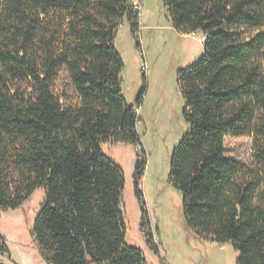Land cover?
<instances>
[{
    "label": "trees",
    "instance_id": "16d2710c",
    "mask_svg": "<svg viewBox=\"0 0 264 264\" xmlns=\"http://www.w3.org/2000/svg\"><path fill=\"white\" fill-rule=\"evenodd\" d=\"M164 3L175 30L205 37L178 74L187 131L169 183L198 237L231 244L236 264H264V0ZM140 14L134 0H0V213L45 189L33 235L47 264H147L126 244V176L109 143L138 149L140 230L159 254L140 191L144 91L127 102L115 47L125 19L139 33ZM227 138L253 139L250 164L226 155Z\"/></svg>",
    "mask_w": 264,
    "mask_h": 264
},
{
    "label": "rangeland",
    "instance_id": "374dc122",
    "mask_svg": "<svg viewBox=\"0 0 264 264\" xmlns=\"http://www.w3.org/2000/svg\"><path fill=\"white\" fill-rule=\"evenodd\" d=\"M140 1L139 33L134 35L125 19L118 29L115 47L124 62L122 90L127 102L134 105L144 91L138 130L147 167L140 191L159 254L149 248L140 230L142 210L135 194L134 178L138 149L109 143L104 146V153L126 176L123 192L126 244L140 250L147 264H236L238 254L231 244L201 239L188 227L183 194L169 183L173 151L187 131L178 74L201 58L204 34L198 31L183 35L175 30L164 0ZM253 144L252 138H227L226 155L250 164ZM46 198L45 189H38L19 209L0 213V235L9 250L0 254V264H47L33 235Z\"/></svg>",
    "mask_w": 264,
    "mask_h": 264
},
{
    "label": "built area",
    "instance_id": "2783aa9c",
    "mask_svg": "<svg viewBox=\"0 0 264 264\" xmlns=\"http://www.w3.org/2000/svg\"><path fill=\"white\" fill-rule=\"evenodd\" d=\"M134 7L135 9L141 13V1L140 0H134ZM139 110H137V114H139Z\"/></svg>",
    "mask_w": 264,
    "mask_h": 264
},
{
    "label": "water",
    "instance_id": "95a60500",
    "mask_svg": "<svg viewBox=\"0 0 264 264\" xmlns=\"http://www.w3.org/2000/svg\"><path fill=\"white\" fill-rule=\"evenodd\" d=\"M2 264H5V263H2Z\"/></svg>",
    "mask_w": 264,
    "mask_h": 264
}]
</instances>
